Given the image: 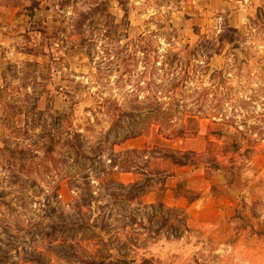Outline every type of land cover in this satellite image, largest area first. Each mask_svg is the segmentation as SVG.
<instances>
[{
	"label": "rangeland",
	"instance_id": "obj_1",
	"mask_svg": "<svg viewBox=\"0 0 264 264\" xmlns=\"http://www.w3.org/2000/svg\"><path fill=\"white\" fill-rule=\"evenodd\" d=\"M230 1L40 0L15 18L0 264H264V0Z\"/></svg>",
	"mask_w": 264,
	"mask_h": 264
},
{
	"label": "crops",
	"instance_id": "obj_2",
	"mask_svg": "<svg viewBox=\"0 0 264 264\" xmlns=\"http://www.w3.org/2000/svg\"><path fill=\"white\" fill-rule=\"evenodd\" d=\"M24 1L25 0H0V30H1V34L3 35V36L1 35V37H0V48L2 47L1 45L8 43L7 42L9 39L8 36H10V33H14L13 30L15 29V27H19V22H15L17 20L15 18L19 17L20 15H25V16L29 17L30 19H35V16L37 15V11L40 10V7L42 5L40 0H28L29 2H27V4H25V3L21 4ZM34 1H36L37 3H34L35 6L31 7V5ZM228 4H229V6H228ZM216 6L219 7L221 10L227 11L231 7V1L230 0H217ZM245 6L246 5L242 4V8ZM242 8H237L235 10V13H237L239 16H242V14H243ZM10 12L13 16V21L4 20L6 18V16L4 17V15H2V14L10 13ZM33 22H34L33 20L30 21V28L32 27L31 25L33 24ZM230 25H232V24H230ZM233 26L238 27V24L235 23V24H233ZM6 30L7 31L11 30V31H10V33H6L5 32ZM14 37H12V38H14ZM11 42H10V44H11ZM8 57H9L8 51H5V53H2V51L0 50V61H2V59H4V58H8Z\"/></svg>",
	"mask_w": 264,
	"mask_h": 264
},
{
	"label": "trees",
	"instance_id": "obj_3",
	"mask_svg": "<svg viewBox=\"0 0 264 264\" xmlns=\"http://www.w3.org/2000/svg\"><path fill=\"white\" fill-rule=\"evenodd\" d=\"M35 4L32 3L31 7H34ZM33 14V13H32ZM75 100H71L70 103L68 104V107H64L61 110H57L56 112H50L49 113V117L50 119H52V121L50 122V126H54L55 124H60L62 122H64V120L67 118V116L69 115V113L72 111V108L74 106ZM50 137H53V134L50 133ZM71 138L69 139V141L72 143L73 140H76V137L78 135L77 131L73 132L70 134ZM236 142H234V144H236ZM52 148V147H50ZM106 261V257H102L101 259H95V258H91L89 260H87L85 262V264H104Z\"/></svg>",
	"mask_w": 264,
	"mask_h": 264
}]
</instances>
